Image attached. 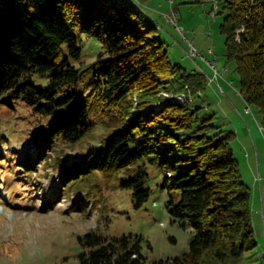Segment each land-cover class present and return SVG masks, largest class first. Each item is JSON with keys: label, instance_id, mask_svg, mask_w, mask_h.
I'll use <instances>...</instances> for the list:
<instances>
[{"label": "trees", "instance_id": "trees-1", "mask_svg": "<svg viewBox=\"0 0 264 264\" xmlns=\"http://www.w3.org/2000/svg\"><path fill=\"white\" fill-rule=\"evenodd\" d=\"M218 8L227 63L264 125V0H219ZM159 24L135 0H0V106L24 104L43 122V134L31 136L36 154L15 161L27 169L56 156L69 189L99 172L118 178L137 208L165 193L172 222L192 237L188 252L154 264H246L259 243L237 135L192 101L209 79L172 60ZM72 29L100 45L94 62L83 60ZM81 144L79 160L62 157ZM143 242L86 233L79 264H148Z\"/></svg>", "mask_w": 264, "mask_h": 264}, {"label": "rangeland", "instance_id": "rangeland-1", "mask_svg": "<svg viewBox=\"0 0 264 264\" xmlns=\"http://www.w3.org/2000/svg\"><path fill=\"white\" fill-rule=\"evenodd\" d=\"M135 1L160 23V34L169 45L172 60L205 73L209 79L205 95L192 99L202 106V115L213 116V123L237 135L232 145L243 178L252 190V217L259 243L247 254L246 264H264L260 201L261 186L264 189V125L257 110L250 108L241 94L235 63H227L219 0H175L173 5L170 0ZM168 17H175L184 32ZM72 31L84 41L83 60L94 62L100 45L79 30ZM162 95L172 98L167 92ZM42 128L41 118L26 105L0 106V133L5 138L0 159L11 161H0V264H79V236L89 232L142 237L148 264L189 251L192 232L172 222L165 193L154 192L137 208L118 178L99 172L69 189L59 179L56 156L50 164L38 161L27 169L16 162L17 158L36 154L31 136H41ZM86 150L84 144L70 147L62 157L79 160ZM72 191L75 193H68Z\"/></svg>", "mask_w": 264, "mask_h": 264}, {"label": "built area", "instance_id": "built-area-1", "mask_svg": "<svg viewBox=\"0 0 264 264\" xmlns=\"http://www.w3.org/2000/svg\"><path fill=\"white\" fill-rule=\"evenodd\" d=\"M170 3H171V4H174V3H175V0H170ZM168 21L174 23L177 27H179V26L177 25V21H176L175 18H170V17H168ZM180 30H181L182 32H184V31H183V28H181V27H180ZM214 66H215V65H214ZM263 130H264V128H263ZM262 213H263V218H264V198H262Z\"/></svg>", "mask_w": 264, "mask_h": 264}, {"label": "crops", "instance_id": "crops-1", "mask_svg": "<svg viewBox=\"0 0 264 264\" xmlns=\"http://www.w3.org/2000/svg\"><path fill=\"white\" fill-rule=\"evenodd\" d=\"M262 198H264V189H263V186H261V196H260L261 205H262Z\"/></svg>", "mask_w": 264, "mask_h": 264}, {"label": "bare ground", "instance_id": "bare-ground-1", "mask_svg": "<svg viewBox=\"0 0 264 264\" xmlns=\"http://www.w3.org/2000/svg\"><path fill=\"white\" fill-rule=\"evenodd\" d=\"M173 16H174V15H173ZM170 18H175V17H170ZM176 20H177V19H176ZM177 28H178L179 31H181V30H180V27H177ZM181 32H182V31H181ZM178 99L182 102V101H184L185 97L183 96V97H180V98H178ZM249 111H250V108H249Z\"/></svg>", "mask_w": 264, "mask_h": 264}]
</instances>
